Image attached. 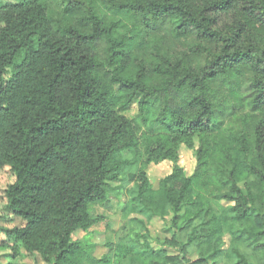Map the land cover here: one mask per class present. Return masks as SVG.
<instances>
[{"label":"trees","instance_id":"1","mask_svg":"<svg viewBox=\"0 0 264 264\" xmlns=\"http://www.w3.org/2000/svg\"><path fill=\"white\" fill-rule=\"evenodd\" d=\"M156 22H168L171 39L153 38L150 55L140 27L153 30ZM221 88L248 125L221 126L214 102ZM133 103L137 116L129 119L123 113ZM181 146L194 152L191 175L179 165ZM137 148L145 164L172 163L156 188L143 169L130 176L138 213L162 219L170 212L169 226L180 232L192 219L182 215L185 207L208 199L228 208L192 227L186 242L173 234L168 247L178 259L152 250L141 235L143 248L136 241L117 246V260L96 259L89 245L72 240L101 219L90 208L107 201L127 163L120 151ZM213 166L225 170L218 179ZM4 171L13 176L5 209L22 221L3 230L6 264L24 256L44 264H120L128 255L132 264H207L224 252L232 264H253L239 246L264 251V0L2 1ZM187 244L197 250L193 261L185 260Z\"/></svg>","mask_w":264,"mask_h":264},{"label":"rangeland","instance_id":"2","mask_svg":"<svg viewBox=\"0 0 264 264\" xmlns=\"http://www.w3.org/2000/svg\"><path fill=\"white\" fill-rule=\"evenodd\" d=\"M4 0H0V3ZM14 1V0H5ZM128 29H133L127 22ZM153 30L150 28L140 27V35L144 38L143 49L147 54L152 55L156 42L153 38L162 37V43L169 42L171 39L170 25L168 22H156ZM139 29V28H138ZM214 102L217 105V115L221 120V126H226L234 131L241 129L243 126L248 124L244 123L243 120L245 112L237 110L232 112L230 100L228 98L227 91L221 88L214 95ZM127 118L132 119L137 116V104L133 103L123 113ZM229 114V115H228ZM228 115L227 117H225ZM197 145V142H195ZM179 165L184 169L187 175H191L196 167L195 155L192 150H188L186 147L181 146L179 150ZM117 158L120 161L127 162L122 165L120 172L118 173V180L109 184L107 201L102 205H95L91 207V214L94 218H101L99 221L92 226L88 231H77L73 234L72 240H77L90 246L92 255L94 258L99 259L105 255L117 254V246L123 247V244L137 242L138 247L135 244L136 249L141 250L144 246L142 240L138 241L137 236H144L147 246L152 250H162L166 254L171 255L173 258L178 259L179 255L175 249L168 247V242L175 234L179 241L186 242L187 234L192 227H201L203 223L212 215L217 218L228 213V208L222 203L215 200L209 201L208 199L203 200L199 206H188L183 210L182 215L186 214L185 219L189 220V229L184 231H177L169 226V222L173 220V215L168 212L167 216L162 219L149 218L143 214L138 213L133 209L135 205L134 193L136 191V180L130 178L131 175H137L140 169H143L149 184L153 188L158 186L160 180L171 173L172 163L169 161H162L159 163L145 164V156L140 148L122 150L118 154ZM211 168V167H210ZM225 172L224 168L213 166L209 173L216 179ZM13 181V176L8 172L4 171L0 173V245L2 242H10L5 236L3 230H10L14 227L22 225V221L12 216L5 209V200L3 191L5 187ZM248 183H252L253 179L249 178ZM246 183V184H248ZM240 188L246 191L245 186L241 183ZM255 188H252V193ZM209 209V211H207ZM187 214H189L187 216ZM221 221V220H220ZM204 229V228H203ZM231 238L229 234L222 237L224 251H227L230 246ZM264 244V241H263ZM111 245V246H108ZM168 248V249H167ZM240 252L243 253L247 259L257 264L260 260L264 259V251L254 250L252 247H247L245 244L239 246ZM186 250V261H193L197 258V250L193 245H185ZM10 252L7 249L0 248V264H6L8 258L6 254ZM24 253V252H23ZM133 255H128L123 261L121 259L120 264H132L131 258ZM118 256H116V259ZM17 264H44L41 262L38 256L35 257H23L18 260ZM207 264H232V260L228 257L227 252L222 253L213 262L208 261Z\"/></svg>","mask_w":264,"mask_h":264}]
</instances>
